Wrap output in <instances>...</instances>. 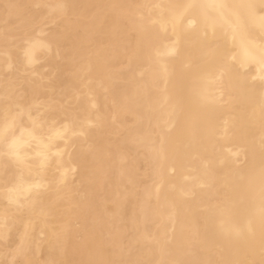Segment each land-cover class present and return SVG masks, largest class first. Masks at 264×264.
Masks as SVG:
<instances>
[{"label":"bare ground","instance_id":"bare-ground-1","mask_svg":"<svg viewBox=\"0 0 264 264\" xmlns=\"http://www.w3.org/2000/svg\"><path fill=\"white\" fill-rule=\"evenodd\" d=\"M0 264H264V0H0Z\"/></svg>","mask_w":264,"mask_h":264}]
</instances>
